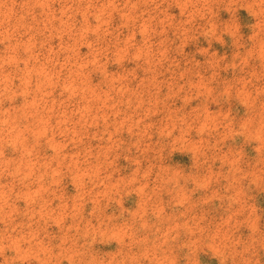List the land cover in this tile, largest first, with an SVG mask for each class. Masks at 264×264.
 Here are the masks:
<instances>
[{"label":"clouds","instance_id":"9594fccd","mask_svg":"<svg viewBox=\"0 0 264 264\" xmlns=\"http://www.w3.org/2000/svg\"><path fill=\"white\" fill-rule=\"evenodd\" d=\"M72 7L61 6V30L66 23L63 15ZM239 7L248 8L255 18L251 47L245 48L236 36L237 49L242 51L224 67L243 75L218 82L226 58L212 59L204 67L187 57L184 48L197 34L218 38V11ZM172 9H179V17ZM76 10L85 20L81 34L90 32L95 37V51L90 60L68 67L63 85L67 99L55 111L47 105L44 95L49 93L44 90L55 89L59 80V74L49 69L43 73L45 79L37 74L32 89L37 99L5 113L0 121V181H8L0 182V264H199L204 250H211L219 264H264V226L257 225L249 203L250 192L264 193V0H87ZM113 13L121 24L110 31ZM47 16L49 29L56 17L51 12ZM89 16L96 20L95 26L87 25ZM124 29L127 36L121 39ZM170 31L175 40L169 39ZM113 57L121 65L132 61L136 66L108 73L106 65ZM137 70L143 79L129 87L137 79ZM209 70L211 74L205 75ZM94 72L103 77L95 86L89 80ZM21 79L27 85L28 80ZM7 91L0 96L11 99ZM197 98L213 103L236 98L246 108V117L234 126L227 113L210 117L206 104L185 111ZM176 99L183 102L180 108L173 106ZM157 115L158 120L151 119ZM122 131L135 137L126 151L135 149L136 168L127 180L112 183V154L122 145L114 137ZM193 131L198 139L191 138ZM212 133L214 142L209 139ZM153 134L165 142L153 144ZM236 135L256 143L254 158L247 159L242 150L221 151L224 141ZM41 139L53 150L51 158L39 156ZM92 141L97 142L95 148ZM9 146L20 152L19 159L5 157ZM70 146L71 151L65 152ZM177 147L192 153L191 174L165 164L166 150ZM216 160L227 163L226 173H213ZM66 174L79 189L71 208L62 194L57 195ZM219 180L225 182L223 196L216 198L225 200L228 214L213 222L207 214L194 212L184 185L207 190ZM100 186L103 190L93 193ZM122 191L141 197L138 209L126 216L123 209L120 217L105 215L107 205L101 202ZM164 195L170 198L167 203ZM86 197L94 204L88 219L82 215ZM54 199L62 201L57 208L51 207ZM19 200L25 202L24 209L17 207ZM169 205L176 211L167 213ZM68 218L71 223L65 225ZM49 221L60 228L58 236L47 232ZM241 225L250 229L247 238L236 235ZM54 239L58 243L53 244ZM97 243L116 247L99 254L93 249Z\"/></svg>","mask_w":264,"mask_h":264},{"label":"rangeland","instance_id":"374dc122","mask_svg":"<svg viewBox=\"0 0 264 264\" xmlns=\"http://www.w3.org/2000/svg\"><path fill=\"white\" fill-rule=\"evenodd\" d=\"M94 3H104L105 0H93ZM87 3V0H0V93H5L11 96V99H6L0 96V121L5 119V113H13L17 109H21L25 104H31L37 99L32 89L37 83V74H40L41 79L46 77V73L51 69L53 72L59 74V80L56 83L55 89L49 87L45 89L48 95L41 92L39 95H44L47 105L54 111L57 107L67 99L69 93L64 91L65 77L68 73V67L75 63L85 62L90 60L95 51L93 41L95 37L92 33L82 35L85 27L84 16L80 11L76 10V5ZM71 4L73 7L69 9L68 14L63 15L66 21L61 30L60 19L62 13L61 6ZM47 6V8L45 7ZM51 12L56 17L51 20L49 29L45 28L49 17L47 13ZM172 14L179 17V9H172ZM74 13V15H72ZM69 15L72 18L69 19ZM202 23V22H199ZM216 23L218 24L217 36H206L197 34L196 38L189 42L185 48L184 53L190 59L199 62L202 66L207 67L208 62L212 59L226 58L221 63V68L218 72L217 81H232L240 78L243 74L234 68H225L224 64L231 61L237 51L236 36L239 37L240 42L244 44L245 48L251 47L249 37L252 34V26L255 24V18L251 15L246 7H239L235 10L221 9L217 13ZM96 20L89 16L87 19L88 26H95ZM121 24V19L118 14L113 13L111 25L109 30L117 29ZM225 29H228L225 31ZM235 30V35L233 34ZM121 39L126 38L127 29L120 33ZM169 39L175 40L173 33H168ZM136 41H141V36L136 35ZM178 42V41H177ZM90 45H92L90 47ZM27 49V51H25ZM114 57L106 65L108 73L119 74L124 70H132L135 68V63L132 61H125L122 65L114 62ZM87 71V69L85 70ZM210 75L211 71L204 73ZM28 80L27 85L22 84L21 78ZM103 79L101 73L94 72L89 77L91 85L95 86L101 83ZM143 79V73L137 70V79L132 81L129 87H136L140 80ZM57 80V77H53ZM167 89H162L165 93ZM15 93V95H13ZM182 101L176 99L174 107L180 108ZM207 107V112L210 117H216L218 113H227L229 118L233 121L234 126H237L240 121L246 117V108L236 98L229 102H205L203 98H197L190 102L185 111H190L193 108H200L202 105ZM159 115L152 117V120H158ZM90 131H92L90 129ZM173 135H178L173 133ZM192 139H198L196 132L191 134ZM215 133L209 136L211 142H214ZM122 142L121 148L117 149L112 155L115 157V162L112 169V183H117L127 180L133 174L136 165L133 162L136 156L135 149L126 151L134 142L135 137L127 131H122L118 137H114ZM152 143H163L157 134L152 135ZM32 138H29V143ZM97 142L92 141V146L95 148ZM256 143L254 141H246L244 136L236 135L224 141L221 149L222 152L239 151L242 150L247 159H252L256 156ZM38 154L43 158H51L54 153L48 147L45 140L41 139L38 146ZM71 151V146L65 152ZM5 157L9 159H19L20 152L13 150L10 146L5 150ZM194 157L186 148L177 147L175 150H166L165 164L181 174H191L193 170ZM228 165L223 160H216L212 164L213 173H226ZM0 182L7 183V179ZM224 181L219 180L218 183L210 186L209 189H198L194 185L188 183L184 185L185 191L189 194L190 200L194 203V212L200 214H207L210 221L218 222L228 214V209L225 200L216 198L223 196ZM91 187V185H89ZM103 190V186L93 189V193ZM79 189L73 183L70 175H65L60 185L57 186V195H63L64 202H67L69 208L73 203V198L78 195ZM114 199L104 200L101 203L106 204L105 215L121 216V211L126 210L127 213L135 212L141 203V197L135 192H120L118 195L113 193ZM252 199L249 201L252 208L255 209L256 223L259 226H264V193L252 191L249 193ZM210 196L214 198L208 204H200L201 201L207 200ZM163 200L167 203L169 197L164 195ZM117 199L119 203H117ZM62 201L60 199L52 200L51 207L57 208ZM20 209L25 208V202L19 200L16 202ZM94 204L90 198H85L83 203L82 215L85 219L90 218ZM167 213H173L176 209L171 205L166 207ZM71 218L64 221V224H70ZM93 223L95 221L93 220ZM3 225H0L2 228ZM47 232L56 237L60 234V228L49 221L47 225ZM250 234V229L246 225H241L237 236L247 238ZM43 236V233H41ZM53 244L58 243L54 239ZM116 245L97 243L93 246L94 251L99 254L110 253L115 250ZM199 264H219L218 257L211 250H204L199 253ZM66 264V262H65Z\"/></svg>","mask_w":264,"mask_h":264}]
</instances>
